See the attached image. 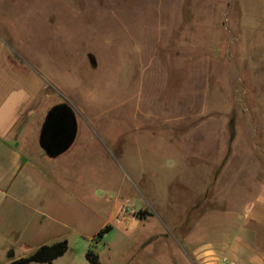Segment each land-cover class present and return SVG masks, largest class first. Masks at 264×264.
<instances>
[{
  "label": "rangeland",
  "instance_id": "obj_1",
  "mask_svg": "<svg viewBox=\"0 0 264 264\" xmlns=\"http://www.w3.org/2000/svg\"><path fill=\"white\" fill-rule=\"evenodd\" d=\"M241 1L0 0V60L40 120L74 110L62 168L112 225L76 264H199L238 216L264 256L263 32L231 19Z\"/></svg>",
  "mask_w": 264,
  "mask_h": 264
},
{
  "label": "crops",
  "instance_id": "obj_2",
  "mask_svg": "<svg viewBox=\"0 0 264 264\" xmlns=\"http://www.w3.org/2000/svg\"><path fill=\"white\" fill-rule=\"evenodd\" d=\"M241 3L240 15L231 5V19H247L248 32L262 30V51L251 55L264 57V0ZM4 60H0V264H10L42 245L63 239L69 243L65 254L51 262L30 264H76L72 246L93 240L110 222L102 218L103 210L79 196L72 186L76 178L62 168L73 158L70 152L79 131L66 151L49 157L40 146L46 115L40 120L39 99L23 82L14 80ZM257 199L264 200V188ZM115 201L113 211L107 209L113 219L123 206L120 200ZM236 218L243 222L230 223L225 230L216 231L212 241L194 249L199 264H264L263 254L252 243L250 221Z\"/></svg>",
  "mask_w": 264,
  "mask_h": 264
},
{
  "label": "water",
  "instance_id": "obj_3",
  "mask_svg": "<svg viewBox=\"0 0 264 264\" xmlns=\"http://www.w3.org/2000/svg\"><path fill=\"white\" fill-rule=\"evenodd\" d=\"M58 107H64L63 114L67 117L62 121V124L60 123L56 125L55 128L53 127L54 131L50 136L53 142H57L55 145L51 141H46L44 137L46 136L45 129L47 122L53 117ZM77 131L78 122L74 110L66 103L55 105L48 111L45 121L42 125L40 132V146L44 149L49 157H56L60 153L66 151L72 145L76 138Z\"/></svg>",
  "mask_w": 264,
  "mask_h": 264
},
{
  "label": "trees",
  "instance_id": "obj_4",
  "mask_svg": "<svg viewBox=\"0 0 264 264\" xmlns=\"http://www.w3.org/2000/svg\"><path fill=\"white\" fill-rule=\"evenodd\" d=\"M112 229L111 224H106L101 228L92 241L98 242L105 233L109 232ZM69 249V243L67 239L58 240L50 244H45L37 248L34 252L29 254L26 257H21L14 259L10 264H30L31 262H51L54 259L58 258L65 254ZM86 258L90 264H102L99 258L98 253L93 249L89 248L86 252Z\"/></svg>",
  "mask_w": 264,
  "mask_h": 264
},
{
  "label": "flooded vegetation",
  "instance_id": "obj_5",
  "mask_svg": "<svg viewBox=\"0 0 264 264\" xmlns=\"http://www.w3.org/2000/svg\"><path fill=\"white\" fill-rule=\"evenodd\" d=\"M59 104H61V103H59ZM56 105H58V104H56ZM55 106V105H54ZM54 106H52V107H54ZM51 107V108H52ZM50 108V109H51ZM49 109V110H50ZM48 110V111H49ZM63 111H64V107H58L57 109H56V111H55V113H54V115H53V117L52 118H50L49 120H48V122H47V126H46V136L44 137V139L46 140V141H51L53 144H57V142H53V140H52V138H51V134L53 133V127L55 128L56 127V125H58V124H62V121L64 120V119H66V117L67 116H65L64 114H63ZM48 113V112H47ZM46 118V117H45ZM45 121V120H44Z\"/></svg>",
  "mask_w": 264,
  "mask_h": 264
}]
</instances>
